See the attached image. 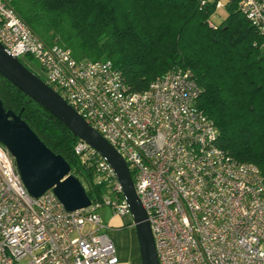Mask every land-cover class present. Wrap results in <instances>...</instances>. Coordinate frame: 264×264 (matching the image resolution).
Wrapping results in <instances>:
<instances>
[{"label":"built area","instance_id":"1","mask_svg":"<svg viewBox=\"0 0 264 264\" xmlns=\"http://www.w3.org/2000/svg\"><path fill=\"white\" fill-rule=\"evenodd\" d=\"M240 7L264 37V0ZM0 42L19 58L34 57V72L124 157L159 264H264V177L218 144L213 120L195 104L199 87L189 70L172 68L132 89L110 59H77L43 42L8 0H0ZM73 151L103 190L68 210L51 188L32 195L0 142V264H120L98 209L131 215L121 183L83 139Z\"/></svg>","mask_w":264,"mask_h":264},{"label":"trees","instance_id":"2","mask_svg":"<svg viewBox=\"0 0 264 264\" xmlns=\"http://www.w3.org/2000/svg\"><path fill=\"white\" fill-rule=\"evenodd\" d=\"M8 0L46 44L59 43L77 59H110L136 90L172 68L189 70L199 87L195 104L214 122L217 142L233 158L255 163L264 177V37L227 0ZM31 55L20 58L31 70ZM6 108L21 111L37 135L101 194L94 170L73 151L78 138L42 104L0 74Z\"/></svg>","mask_w":264,"mask_h":264},{"label":"water","instance_id":"3","mask_svg":"<svg viewBox=\"0 0 264 264\" xmlns=\"http://www.w3.org/2000/svg\"><path fill=\"white\" fill-rule=\"evenodd\" d=\"M0 74L42 104L73 134L106 157L119 179L135 227L141 264H159L147 212L135 190L131 171L120 152L51 85L0 42ZM0 97V142L13 156L27 190L37 196L51 188L68 210L83 208L91 198L69 161L54 152L21 115Z\"/></svg>","mask_w":264,"mask_h":264},{"label":"crops","instance_id":"4","mask_svg":"<svg viewBox=\"0 0 264 264\" xmlns=\"http://www.w3.org/2000/svg\"><path fill=\"white\" fill-rule=\"evenodd\" d=\"M98 213L109 225L108 233L115 242L120 264H141L132 215L115 214L108 206L100 207Z\"/></svg>","mask_w":264,"mask_h":264},{"label":"rangeland","instance_id":"5","mask_svg":"<svg viewBox=\"0 0 264 264\" xmlns=\"http://www.w3.org/2000/svg\"><path fill=\"white\" fill-rule=\"evenodd\" d=\"M221 1H222L223 5L217 8L216 12L213 14V17H212L213 21H215V22L221 21V19L224 17V15L226 13V8H225L224 3L227 0H221ZM31 61H32V63L38 65V62L34 57H31ZM80 179L83 181V183L85 184L86 187H89V182L86 180V178L80 177ZM95 180H96V177H95L94 181Z\"/></svg>","mask_w":264,"mask_h":264}]
</instances>
